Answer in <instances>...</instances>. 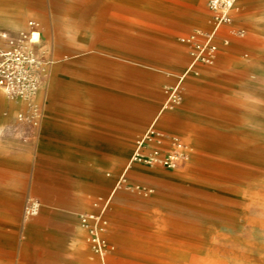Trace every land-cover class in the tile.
<instances>
[{"label":"rangeland","instance_id":"1","mask_svg":"<svg viewBox=\"0 0 264 264\" xmlns=\"http://www.w3.org/2000/svg\"><path fill=\"white\" fill-rule=\"evenodd\" d=\"M196 1L0 0V19L21 27L0 28L1 36L40 23L38 51L51 61L49 97L67 84L101 99L105 83L111 104L122 98L128 116L123 155L107 164L79 157L88 194L77 219L44 214L32 198L0 219L10 233L0 236L8 249L0 264H97L79 217L101 210L111 264H264V0H237L235 24L246 34L220 46L210 66H192L190 48L179 41L208 27L205 0L200 13ZM175 87L179 102L163 109ZM39 97L25 105L29 115L15 113L19 125L39 127ZM135 115L148 122L135 123ZM149 129L161 142L144 150L171 154L178 141L191 163H132ZM30 201L39 209L28 216Z\"/></svg>","mask_w":264,"mask_h":264},{"label":"crops","instance_id":"2","mask_svg":"<svg viewBox=\"0 0 264 264\" xmlns=\"http://www.w3.org/2000/svg\"><path fill=\"white\" fill-rule=\"evenodd\" d=\"M195 7L200 13L202 8L199 0L196 1ZM237 11L236 3L232 27L243 29L246 34L245 27L235 24ZM209 20L210 18L208 27L200 30L209 29ZM31 21L39 25L41 38L40 23ZM0 28L20 30L21 27L16 22L0 19ZM243 37L229 36L227 29H224L217 38L218 50L220 46H225L222 42L224 39L228 40L229 45L233 38ZM0 48H8L1 34ZM105 75H108L106 80L109 83L110 73ZM50 77L49 69L48 79L41 88L43 91L39 97L42 118L37 128L19 125L15 120L17 111L23 110L29 115V108L15 106L8 100H0V219L11 216L30 198L42 204L44 214H54L55 217L70 221L77 219L78 211L84 206L82 201L88 194L86 188L88 175L84 177V174L80 176L78 173L79 157L101 156L107 164L111 156L124 154L122 144L125 145L123 141L127 135L128 116L122 98H119L118 105H112L110 86L105 83L101 99H94L90 93L81 95L79 90L73 87L75 85L68 88L67 84L56 86L55 98H52L48 96ZM139 115H135L133 119L135 123L148 122L145 117ZM112 125L116 131L113 138ZM111 139L117 140V146L111 145ZM137 151L149 153L142 148H138ZM192 158L189 152L186 161L188 165ZM91 207L88 211L92 210ZM9 234L7 228H0V236ZM6 245L0 244V252L8 250Z\"/></svg>","mask_w":264,"mask_h":264},{"label":"built area","instance_id":"3","mask_svg":"<svg viewBox=\"0 0 264 264\" xmlns=\"http://www.w3.org/2000/svg\"><path fill=\"white\" fill-rule=\"evenodd\" d=\"M237 0H206V8L210 14L207 30H198L186 37L179 39L180 43L190 48L192 66L195 64L213 65L217 59V38L227 29V34L234 37H243V29H235L233 25V13ZM2 38L7 42L8 48H0V89L11 98L30 99L44 85L49 76L50 59L40 54V30L39 25L29 21L27 29L16 37ZM223 44L228 45L224 39ZM196 74V72H194ZM178 88L169 90L165 101V108L173 107L179 102ZM35 125L40 122L42 113L36 112ZM20 118V117H19ZM160 134L153 129L146 131L137 141L136 147L144 148L149 142L160 144ZM175 150L171 154L163 155L158 148H154L147 156L140 153L134 161H143L147 164H161L167 168H174L179 162L187 161L189 150L181 142H173ZM136 149V150H137ZM39 204L30 201L25 209L28 216L38 212ZM80 224L85 231V240L90 247L97 264H110L108 255L112 246L103 237L106 221L103 211L97 214H86L79 217Z\"/></svg>","mask_w":264,"mask_h":264},{"label":"bare ground","instance_id":"4","mask_svg":"<svg viewBox=\"0 0 264 264\" xmlns=\"http://www.w3.org/2000/svg\"><path fill=\"white\" fill-rule=\"evenodd\" d=\"M181 81H182V79H181ZM40 91V90H39ZM39 91H37L36 93H35V95L34 96H32L30 99H25V98H11V97H8L1 89H0V92L5 96V98L9 101V102H11V103H13V104H15V106H24L25 107V105H27L28 103H29V101L30 100H37V98L41 95V94H38L39 93ZM165 107L166 106H164V109H165ZM146 151H148V150H146ZM149 152V151H148ZM140 151H136L134 154H133V156H132V159H131V162L133 163V160H134V158L137 156V155H140Z\"/></svg>","mask_w":264,"mask_h":264}]
</instances>
